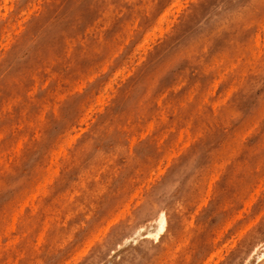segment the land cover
Segmentation results:
<instances>
[{
    "label": "rangeland",
    "instance_id": "rangeland-1",
    "mask_svg": "<svg viewBox=\"0 0 264 264\" xmlns=\"http://www.w3.org/2000/svg\"><path fill=\"white\" fill-rule=\"evenodd\" d=\"M4 1L0 264H91L162 203L139 264H264V0Z\"/></svg>",
    "mask_w": 264,
    "mask_h": 264
},
{
    "label": "bare ground",
    "instance_id": "bare-ground-1",
    "mask_svg": "<svg viewBox=\"0 0 264 264\" xmlns=\"http://www.w3.org/2000/svg\"><path fill=\"white\" fill-rule=\"evenodd\" d=\"M11 1V0H10ZM40 1V0H39ZM174 1V0H173ZM172 1V2H173ZM177 1V3H178V0H176ZM180 1V0H179ZM187 1H189V0H187ZM7 0H6V3H5V1H4V3L5 4H3V5H5V6H7L6 4H7ZM177 3H175L176 5H177ZM181 3V2H180ZM179 3V4H180ZM1 4V3H0ZM174 3H173V5H175ZM177 5L178 7H177V11H179L180 9H181V7L182 6H180V5H182V4H180V5ZM172 5V6H173ZM175 5V6H176ZM175 6H173L174 8H175ZM0 7H1V5H0ZM8 7V6H7ZM11 8H13V6L11 5L10 6ZM171 7V6H170ZM173 7H171V8H173ZM180 7V9H178ZM2 8V7H1ZM1 8H0V10H1ZM4 8V7H3ZM171 8L169 9V8H167V10H169L168 11V14L170 13V14H174V13H172V12H170V10H171ZM5 9V8H4ZM6 11H7V8L5 9ZM24 10V9H23ZM140 10V9H139ZM167 10H164L165 12L167 11ZM28 11V10H27ZM32 11V10H31ZM141 11V10H140ZM163 11V12H164ZM29 13H31L30 12V10L28 11ZM27 12V13H28ZM5 13H7V12H5ZM167 13V12H166ZM26 14V13H25ZM6 15V14H5ZM20 15H23V13H21ZM110 15V14H109ZM161 15V14H160ZM167 15V14H166ZM166 15L164 16H160V17H158V19L159 18H161V17H163L164 18V20H163V18H161V20H160V22H159V24L161 25V24H163L164 22L163 21H166L165 20V17H166ZM171 16V15H170ZM26 17H27V14H26ZM25 17V18H26ZM136 17H137V15H136ZM169 17V16H168ZM134 19V18H133ZM264 19V18H263ZM169 19H167V21H168ZM171 20V19H170ZM155 21V20H154ZM104 22V21H103ZM157 22V24H158V21H156ZM263 22V21H262ZM138 23V22H137ZM136 23V24H137ZM167 23V22H166ZM19 24H20V22H19ZM155 25V24H154ZM153 25V26H154ZM164 25V24H163ZM4 26H5V23H4ZM3 26V27H4ZM127 26H129L128 24H127ZM166 26H167V24H166ZM261 26H262V24H261ZM14 28H15V25L13 26ZM134 27V26H133ZM158 27V26H157ZM156 26H154V28H157ZM6 28V27H5ZM153 28V30H155ZM158 29V28H157ZM156 29V30H157ZM161 29V28H160ZM160 29H158V30H160ZM166 30H168V26H167V29ZM132 31V30H131ZM88 32H89V30H88ZM152 32V34H153V37H152V34H149V33H151ZM151 32H149L148 34L150 35V36H148V34L146 33V37H149V38H153V41H154V32L156 33V31H151ZM160 32V31H159ZM17 33V32H16ZM160 34H161V36L163 35V30L161 29V32H160ZM159 34V35H160ZM257 34V33H256ZM157 35V34H156ZM9 36V35H8ZM160 36V37H161ZM257 36V35H256ZM120 38V37H119ZM143 38H145V37H143ZM155 38H157L156 36H155ZM257 38H258V36H257ZM257 38H255V39H257ZM9 40V39H8ZM7 40V41H8ZM146 40H148L147 38H146ZM151 40V39H150ZM258 41V40H257ZM109 42V41H108ZM148 42V41H147ZM147 42H145V39H144V43L142 42V46H144V45H146V47H148L147 46ZM258 43V42H257ZM255 44V46L257 45V46H259V44ZM150 44V43H149ZM148 44V45H149ZM108 45V43L106 44V46ZM249 46H250V44H249ZM248 46V47H249ZM254 47V44H252L251 45V47ZM139 48L141 47V46H138ZM145 47V46H144ZM143 47H141L140 49H142ZM148 48H150V46L148 47ZM203 48H205V47H203ZM1 49V48H0ZM255 49H256V47H255ZM262 49V48H261ZM145 50V49H144ZM143 50V51H144ZM258 50V49H257ZM252 52L251 53H256V51H253V49L251 50ZM194 52H196V51H194ZM238 52H240L239 50H238ZM112 53H113V51H112ZM253 54V55H257V54ZM110 55H111V53H109ZM236 54H238V53H236ZM236 54H235V56H236ZM242 54H244L243 52H242ZM109 55V56H110ZM259 55H261V53L259 54ZM114 56H117V55H114ZM114 56H113V58H114ZM249 56V55H248ZM247 56V59L248 58H250V57H248ZM237 57V56H236ZM107 58H108V56H107ZM107 58H105V59H107ZM216 58V57H215ZM222 58V57H221ZM238 58H239V56H238ZM255 58V57H254ZM254 58H253V60H254ZM247 59H246V62L245 63H248V61H247ZM231 60H233V59H231ZM238 60H240V59H238ZM250 60V59H249ZM105 61V60H104ZM103 61V62H104ZM112 62V61H111ZM230 62V60L228 61V63ZM251 62V61H250ZM253 62V61H252ZM139 63V62H138ZM231 63V62H230ZM254 63V62H253ZM107 64H108V62H107ZM232 64V63H231ZM234 64V63H233ZM256 64V63H255ZM96 65H98V64H96ZM234 65H236V64H234ZM257 65V64H256ZM104 66H106V65H104ZM227 66V65H226ZM225 66V67H226ZM228 66H230V65H228ZM250 66H251V64H250ZM107 67V66H106ZM106 67H104L105 69H106ZM243 67V66H242ZM103 68V69H104ZM124 68V67H123ZM228 68V67H227ZM226 68V69H227ZM230 68H231V70L233 71V69H232V65L230 66ZM254 68V67H253ZM122 69V68H121ZM229 69V68H228ZM243 68H241V70H242ZM107 70V69H106ZM220 70V69H219ZM219 70H216V71H219ZM255 70V69H254ZM89 71H91V70H89ZM121 71V73L122 72H124V69H123V71L122 70H119V72ZM244 71H245V74H246V71H247V68L246 69H244ZM93 72V71H92ZM241 72V71H240ZM121 73H115L114 75H116V77L118 76V74H121ZM218 73V72H217ZM222 73V72H221ZM243 74H244V72H242ZM93 74V73H92ZM129 74H130V72H129ZM128 74V75H129ZM220 74V73H219ZM242 74V75H243ZM96 75V74H95ZM122 75V74H121ZM127 75V76H128ZM222 75H224V72H223V74ZM221 75V76H222ZM42 76V75H41ZM123 76V75H122ZM220 76V77H221ZM245 75H243V77H244ZM94 77H96V76H94ZM223 77V76H222ZM82 78V77H81ZM84 78V77H83ZM82 78V79H83ZM42 79V78H41ZM111 80H113L112 78H110ZM116 80V79H115ZM114 80V81H115ZM235 82V81H234ZM108 83V82H107ZM109 85V87H106V88H111V86H110V83H108ZM113 86V85H112ZM233 86V85H232ZM106 90V89H105ZM21 91V90H20ZM19 91V92H20ZM27 91V90H26ZM35 91V90H34ZM23 92V91H22ZM27 92H29V91H27ZM106 93H107V91H103V92H101V96L99 97V95H98V98H99V101L101 100V99H103L104 98V96L106 95ZM29 94V93H28ZM192 96L194 95V94H191ZM187 96H189L190 97V94H188ZM207 96H209V95H207ZM188 97V98H189ZM223 98H224V96H222ZM228 97V95L227 96H225V98H227ZM97 98V99H98ZM193 98V97H192ZM192 98H189V99H191L192 100ZM205 98L206 97H204V100H205ZM208 98V97H207ZM206 98V99H207ZM162 99V98H161ZM221 99V98H220ZM225 100V99H224ZM98 100H97V103L99 102ZM103 101V100H102ZM161 101V100H160ZM160 101H158V103H159V105H160ZM219 101H222V99L221 100H219ZM91 102V101H90ZM207 102H209L208 100H207ZM216 102V101H215ZM217 102H218V99H217ZM216 102V103H217ZM9 103V102H8ZM96 103V104H97ZM103 103H104V101H103ZM180 103V102H179ZM186 103V102H185ZM184 103V104H185ZM216 103H212L213 105V107L215 108V105H216ZM218 103H221V102H218ZM223 103H225V101H223ZM99 104V103H98ZM198 104V103H197ZM210 104V103H209ZM215 104V105H214ZM180 105H183V104H180ZM218 105H220V104H218ZM45 106V105H44ZM91 106V105H90ZM89 106V107H90ZM96 106V105H95ZM94 106V107H95ZM196 106V105H195ZM92 107H93V105H92ZM91 108V107H90ZM197 108H198V110H196V112L197 111H199V108H201V105L198 107L197 106ZM196 108V109H197ZM102 109V108H101ZM90 111L92 110V108L91 109H89ZM214 110H216V109H214ZM11 111V110H10ZM193 111H195L194 109H193ZM202 111V110H201ZM200 111V112H201ZM176 112V111H175ZM195 112V113H196ZM214 112H216V111H214ZM89 113V112H88ZM217 113V112H216ZM88 115V114H87ZM89 116V115H88ZM208 116V115H207ZM223 116V115H222ZM224 117V116H223ZM88 118V117H87ZM83 119V118H82ZM207 119H208V117H207ZM184 121V120H183ZM209 122H210V120H208ZM207 121V122H208ZM214 122H216L215 120H213ZM212 121V122H213ZM27 122V121H26ZM201 122V121H200ZM199 122V123H200ZM212 122H211V126H212ZM223 122V121H222ZM150 123V125H151V122H149ZM153 123V122H152ZM191 124V123H190ZM256 125V124H255ZM257 125H258V123H257ZM88 127V126H87ZM150 127V126H149ZM151 127H153L152 125H151ZM189 127H190V125H189ZM126 128V127H125ZM80 129V128H79ZM82 130V129H81ZM84 130V129H83ZM147 131V133H148V129L146 130ZM81 132V131H80ZM183 132V131H182ZM143 133V132H142ZM146 133V134H147ZM211 134V133H210ZM78 135H80V134H78ZM77 135V136H78ZM0 137H1V135H0ZM143 137V136H142ZM74 138H75V136H74ZM190 138V137H189ZM76 139V138H75ZM182 139V134H181V138L179 139V140H181ZM64 140V139H63ZM62 140V141H63ZM22 141V140H21ZM71 142H72V138H71ZM70 142V143H71ZM20 143V142H19ZM68 141H66L65 140V143L64 144H62V147H61V149L59 150V156L61 157V156H63V155H67V153H68V146H69V144H70ZM229 143V142H228ZM132 144H133V142H132ZM19 145H21V143L19 144ZM71 145V144H70ZM187 146H188V143H187ZM242 146V145H241ZM229 147H227V149H228ZM232 148V147H231ZM239 149H240V146L238 147ZM18 149H19V147H18ZM132 149V148H131ZM172 149V148H171ZM232 149H235L234 147L232 148ZM53 150V149H52ZM234 151V150H233ZM233 151H232V155H233ZM166 152V151H165ZM56 153H58V152H55V154ZM52 156V155H51ZM163 156H165V154L163 155ZM170 156H171V154H170ZM169 156V159H171V157ZM173 156H174V154H173ZM231 156V155H230ZM54 157V156H53ZM220 158V157H219ZM232 158V157H231ZM56 159V161H57V159L58 158H55ZM170 161V160H169ZM160 162V161H159ZM160 164V163H159ZM170 164V163H169ZM215 165H217V164H215ZM215 165H213L214 167H215ZM224 165V164H223ZM52 166V165H51ZM38 167H40L39 165H38ZM57 168V167H56ZM159 168H160V166H159ZM58 169V168H57ZM43 170H45V169H43ZM213 170V169H212ZM50 171V170H49ZM58 171V174H59V170H57ZM149 171H150V169H149ZM161 171V170H160ZM138 172V171H137ZM163 172V171H162ZM212 172V171H211ZM86 173V172H85ZM152 173H154V172H152ZM160 173V172H159ZM49 174H50V172H49ZM57 174V175H58ZM152 175V174H151ZM214 175V174H213ZM39 176H41V174H39ZM50 177V176H49ZM208 177H210V175L208 176ZM213 177V176H212ZM217 177V176H216ZM48 178V177H47ZM53 179H54V177H53ZM52 179V180H53ZM82 179V178H81ZM211 179H213V178H211ZM216 179H218V178H216ZM49 179H47V181H48ZM234 180H235V178H234ZM39 182V180L37 181V183ZM46 182V181H45ZM52 182V181H51ZM36 183V185H39V186H42L41 185V182L39 183V184H37ZM47 183V182H46ZM46 183H44L43 185H46ZM50 183V182H49ZM211 183V182H210ZM209 186H211V184L209 185ZM143 187V186H142ZM141 188V187H140ZM41 189V188H40ZM44 190H45V188H44ZM209 190H211V188H209ZM138 192V191H137ZM201 192V191H200ZM209 193V192H208ZM201 194H202V192H201ZM210 194V193H209ZM33 196H35V198H36V194L34 195L33 194ZM134 196H136V194L134 195ZM209 197V196H208ZM28 199V198H27ZM133 199V198H132ZM209 199V198H208ZM27 202V201H26ZM26 202H24V203H26ZM27 204V203H26ZM28 205V204H27ZM40 205V204H39ZM42 205H44V204H42ZM163 203L162 204H159V205H157L153 210L154 211H149V212H145V214H143L142 216H141V218L139 219V220H136L135 222L134 221H130V222H128V223H126L125 224V226L120 230V232L119 233H117L116 234V236L114 237V240H113V242H111L110 244H108L106 247H103L102 249H100L97 253H96V255H95V259H94V261H92L91 262V264H102V263H109L110 261H112V259H113V257H114V255L112 254V252H111V250L112 249H118L119 247H121L122 248V251L119 253L120 255H118V258H117V260H118V262L117 261H115L113 264H139V262L137 261V259L138 258H136V255L139 253V252H148L149 250H151L152 249V247H151V245H150V242L148 241V240H144V241H142L141 242V244L138 246V247H136L135 249H132V248H130L129 246H128V244L129 243H131L132 242V240H139V239H141L142 237H153V238H155V240L156 239H158V237L160 236V234H161V232L165 229V226H166V224H167V221H168V218H167V215H166V213L164 212L165 211V207H163ZM203 205V203L201 204V206ZM36 206V205H35ZM38 206V205H37ZM24 208V207H23ZM130 208V207H129ZM44 210V209H43ZM48 210V209H47ZM119 210H120V208H119ZM23 211V210H22ZM197 211V210H196ZM197 213H198V211H197ZM17 214V213H16ZM120 216V215H119ZM14 217H15V215H14ZM194 218V217H193ZM15 219V218H14ZM118 219V218H117ZM17 220V219H16ZM193 220V219H192ZM113 221H110V225H111V223H112ZM14 223H15V221H14ZM13 223V224H14ZM230 223V222H229ZM109 224H108V226H109ZM191 225H193V222L191 223ZM13 226H15V225H13ZM108 226H107V228H108ZM230 226V225H229ZM189 227V226H188ZM228 227V226H227ZM14 230H15V227H14ZM171 230V229H170ZM163 233V232H162ZM191 237V236H190ZM172 239V238H171ZM185 240H187V239H185ZM182 243V242H181ZM262 244V243H261ZM261 244H255V249H254V251H252L253 252V254L254 253H256V252H258L260 249H263V251L261 252V254H262V257H263V255H264V248H261V247H264V245H261ZM264 244V243H263ZM184 245V244H183ZM261 245V246H260ZM111 246V247H110ZM149 246H150V248H149ZM165 246V245H164ZM128 253H131L130 255H128ZM214 253V252H213ZM252 254V255H253ZM260 254V255H261ZM128 255V256H127ZM212 255V256H211ZM210 255V257H214V256H216V255H213V254H211ZM124 256H127L126 257V259L125 260H123V258H124ZM217 256H218V254H217ZM120 257V258H119ZM210 257H208V260L211 262V258ZM210 258V259H209ZM218 258H220V257H218ZM250 258V257H249ZM208 260H206L207 262H209ZM261 260V259H260ZM165 262V261H164ZM206 262V263H207ZM218 262V261H217ZM205 263V262H204ZM205 263V264H206ZM207 264H210V263H207Z\"/></svg>",
    "mask_w": 264,
    "mask_h": 264
}]
</instances>
